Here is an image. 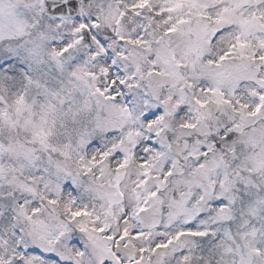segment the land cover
<instances>
[{
  "label": "snow or ice",
  "instance_id": "snow-or-ice-1",
  "mask_svg": "<svg viewBox=\"0 0 264 264\" xmlns=\"http://www.w3.org/2000/svg\"><path fill=\"white\" fill-rule=\"evenodd\" d=\"M0 264H264V0H0Z\"/></svg>",
  "mask_w": 264,
  "mask_h": 264
}]
</instances>
